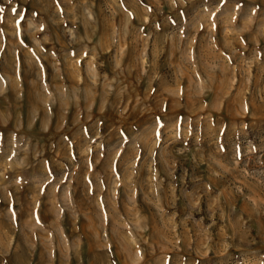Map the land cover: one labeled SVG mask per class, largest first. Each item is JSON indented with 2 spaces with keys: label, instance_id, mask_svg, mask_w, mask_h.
Returning <instances> with one entry per match:
<instances>
[{
  "label": "rangeland",
  "instance_id": "rangeland-1",
  "mask_svg": "<svg viewBox=\"0 0 264 264\" xmlns=\"http://www.w3.org/2000/svg\"><path fill=\"white\" fill-rule=\"evenodd\" d=\"M0 264H264V0H0Z\"/></svg>",
  "mask_w": 264,
  "mask_h": 264
}]
</instances>
